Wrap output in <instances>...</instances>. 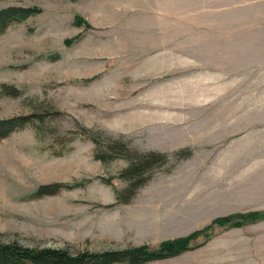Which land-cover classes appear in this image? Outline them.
Listing matches in <instances>:
<instances>
[{
  "label": "rangeland",
  "instance_id": "obj_1",
  "mask_svg": "<svg viewBox=\"0 0 264 264\" xmlns=\"http://www.w3.org/2000/svg\"><path fill=\"white\" fill-rule=\"evenodd\" d=\"M11 4L43 11L0 37V118L37 115L0 140V241L155 248L264 210V0H0ZM117 141L134 151L110 152ZM149 151L168 162L118 203L131 158ZM56 182L83 183L34 196ZM209 231L147 264H264V217Z\"/></svg>",
  "mask_w": 264,
  "mask_h": 264
},
{
  "label": "trees",
  "instance_id": "obj_2",
  "mask_svg": "<svg viewBox=\"0 0 264 264\" xmlns=\"http://www.w3.org/2000/svg\"><path fill=\"white\" fill-rule=\"evenodd\" d=\"M43 9L38 5L25 6L11 4L0 8V37L7 29L16 23L23 22L29 17L39 14ZM76 25L83 24L90 27V24L77 15L75 17ZM78 36L65 39V43L71 45ZM59 55H57L58 57ZM8 94L17 96L20 90L13 86H5ZM40 117V116H39ZM37 118L36 114L16 115L11 117L0 118V140L10 136L16 130L25 127L32 123ZM119 147H112V151L116 152H131L134 150L128 149L126 143L117 141ZM105 154V153H103ZM111 154V153H107ZM177 157H183L182 151L175 153ZM191 151H188V155ZM170 155L167 153L149 151L136 153V157L131 158L130 166L127 169L129 174L127 177L128 185L116 191V200L118 203H128L134 197L137 189L143 186L152 175L146 176V173L154 168L152 165H161L168 162ZM103 161L106 160L105 155H101ZM179 159V158H178ZM123 172L122 177L126 176ZM121 177V175H120ZM107 183H112L110 179H104ZM83 183V182H82ZM81 183V184H82ZM81 184H72L67 182H56L40 185L35 193V197H44L46 195H54L64 189H73ZM264 217L263 211H254L247 213H236L227 216L218 217L213 220L212 224L194 231L193 233L169 239L161 242L158 247H151L148 244L132 246L123 249H109L103 251H76L72 252L67 248L42 247V246H26L16 241L2 242L0 241V264H114L118 262H126L128 264H147L155 260H162L178 256L187 250L193 248L192 241L203 236L206 238L211 236L210 229L214 224L241 226L245 221L257 220Z\"/></svg>",
  "mask_w": 264,
  "mask_h": 264
}]
</instances>
